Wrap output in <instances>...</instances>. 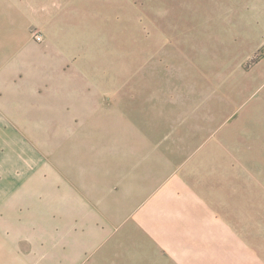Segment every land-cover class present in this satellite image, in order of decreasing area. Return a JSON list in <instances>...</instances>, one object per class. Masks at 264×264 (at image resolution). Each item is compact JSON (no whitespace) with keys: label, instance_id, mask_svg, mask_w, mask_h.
<instances>
[{"label":"rangeland","instance_id":"rangeland-1","mask_svg":"<svg viewBox=\"0 0 264 264\" xmlns=\"http://www.w3.org/2000/svg\"><path fill=\"white\" fill-rule=\"evenodd\" d=\"M1 34L4 47L20 55L15 77L22 89L36 91L35 100L30 94L22 103L25 110L35 104L36 118L21 119L22 133L5 159L6 170L20 172L26 194L21 222H76L75 166L95 136L84 130L92 126L87 118L96 117L95 130L107 133L109 123L123 126L127 113L143 111L149 127L164 128L166 144L173 136L181 167L196 161L191 174L178 171L191 178L190 201L208 210V193L215 199L228 171L243 185L244 209L229 214L221 241L218 231L204 229V218L191 224L188 236H210L213 246L164 242L129 226L127 241L116 239L101 254L89 248L84 264H264V147L253 143L264 136L255 118L264 105L253 102L264 96L255 80L264 70V0H0ZM188 138L197 140L196 150ZM234 186L230 178L227 192Z\"/></svg>","mask_w":264,"mask_h":264},{"label":"crops","instance_id":"crops-1","mask_svg":"<svg viewBox=\"0 0 264 264\" xmlns=\"http://www.w3.org/2000/svg\"><path fill=\"white\" fill-rule=\"evenodd\" d=\"M3 34L0 36V264H84L89 248L101 254L102 246H114L116 239L127 241L130 237L127 238L125 230L129 226L150 231L164 242L187 239L195 244L199 239L198 245L213 246L210 236L209 241L205 237L195 239L191 234L188 236L191 224L198 218H204V229L218 231L215 239L221 241L222 232L229 229V214H237L244 209L241 203V198H244L242 183L233 176L234 173L231 175L226 171L221 178L224 185L215 199L212 197L215 194L208 193L209 202H205L208 210L198 204L196 198L190 201L186 188L191 178H182L178 171L183 168L189 175L190 167H195L196 161L181 167L180 156L172 147L173 136L168 135L169 143L166 144L164 128L161 132L158 126L149 127L150 119L141 116L143 111L127 113L130 118H126L123 126L109 123L107 133L101 132L100 128L98 132L95 130L98 127L94 122L96 117L87 118L92 120V126L84 130L93 128L87 133L95 136L86 144L82 159L75 166L79 189L76 194L79 205L76 222L68 216L61 218V222L50 219L36 222L33 221L35 217H31L29 222H21V199L26 194L20 190V172L6 170L5 159L11 156L15 136L22 133L21 119L36 118L35 104L29 106V110L22 106L23 102H30V94L33 95L32 100L36 99V91L22 89L20 80L15 77L21 58L20 55L14 56L13 48L4 47ZM255 80H262L259 82L260 90L264 85V70L259 71ZM253 102L264 105V96H254ZM255 113L258 124L264 127V109ZM222 115L226 119L228 112ZM207 124L209 128H205V133L214 123ZM253 143L264 147V136H256ZM197 145L196 139L188 138V148L196 150ZM206 148L213 149L212 143ZM5 150L9 153L5 154ZM230 178L236 187L232 193L226 190ZM182 190L185 191L184 196L180 194ZM230 196L237 203L236 208L229 207ZM116 229L123 231V239H119L117 233L114 235L113 230ZM161 229L164 234L156 233ZM148 238L154 240L153 237ZM132 245L124 242V246ZM149 245L153 246V252H157L156 243ZM215 245L223 246L220 242ZM202 253L199 251L200 255ZM159 261L164 262L162 259Z\"/></svg>","mask_w":264,"mask_h":264},{"label":"built area","instance_id":"built-area-1","mask_svg":"<svg viewBox=\"0 0 264 264\" xmlns=\"http://www.w3.org/2000/svg\"><path fill=\"white\" fill-rule=\"evenodd\" d=\"M35 37H36L37 40H42V36L40 34H38V33L35 34Z\"/></svg>","mask_w":264,"mask_h":264}]
</instances>
